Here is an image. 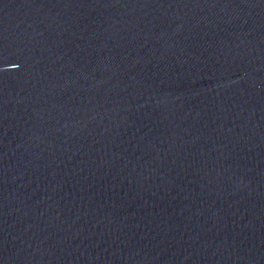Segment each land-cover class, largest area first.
I'll return each instance as SVG.
<instances>
[{"label": "water", "instance_id": "obj_1", "mask_svg": "<svg viewBox=\"0 0 264 264\" xmlns=\"http://www.w3.org/2000/svg\"><path fill=\"white\" fill-rule=\"evenodd\" d=\"M0 264H264V0H0Z\"/></svg>", "mask_w": 264, "mask_h": 264}]
</instances>
